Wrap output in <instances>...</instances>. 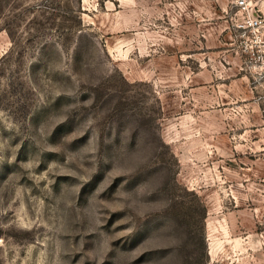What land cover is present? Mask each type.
<instances>
[{"label":"rangeland","instance_id":"1","mask_svg":"<svg viewBox=\"0 0 264 264\" xmlns=\"http://www.w3.org/2000/svg\"><path fill=\"white\" fill-rule=\"evenodd\" d=\"M245 3L0 0V264H264Z\"/></svg>","mask_w":264,"mask_h":264},{"label":"built area","instance_id":"2","mask_svg":"<svg viewBox=\"0 0 264 264\" xmlns=\"http://www.w3.org/2000/svg\"><path fill=\"white\" fill-rule=\"evenodd\" d=\"M236 1H237L238 5L246 8L245 0H236ZM252 16H253V18L249 19L248 25H253V24L257 23L258 19L260 17V14L259 13H255V14H252ZM239 25L241 27V24H239Z\"/></svg>","mask_w":264,"mask_h":264},{"label":"trees","instance_id":"3","mask_svg":"<svg viewBox=\"0 0 264 264\" xmlns=\"http://www.w3.org/2000/svg\"><path fill=\"white\" fill-rule=\"evenodd\" d=\"M207 262V261H206Z\"/></svg>","mask_w":264,"mask_h":264}]
</instances>
